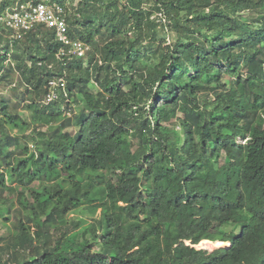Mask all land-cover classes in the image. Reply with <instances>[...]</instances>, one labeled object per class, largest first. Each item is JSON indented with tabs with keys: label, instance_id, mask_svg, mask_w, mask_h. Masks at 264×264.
<instances>
[{
	"label": "trees",
	"instance_id": "trees-1",
	"mask_svg": "<svg viewBox=\"0 0 264 264\" xmlns=\"http://www.w3.org/2000/svg\"><path fill=\"white\" fill-rule=\"evenodd\" d=\"M16 2L0 0V15ZM69 8V36L91 46L84 59L58 61L41 27L0 36V87H23L33 111L27 122L0 97V217L7 192L23 216L2 264H264V0ZM60 77L66 97L43 104ZM79 208L94 217L90 239L52 245L54 225Z\"/></svg>",
	"mask_w": 264,
	"mask_h": 264
},
{
	"label": "rangeland",
	"instance_id": "rangeland-1",
	"mask_svg": "<svg viewBox=\"0 0 264 264\" xmlns=\"http://www.w3.org/2000/svg\"><path fill=\"white\" fill-rule=\"evenodd\" d=\"M72 25H70V28ZM0 27V36L3 38H8V35H6L5 32L1 30ZM5 33V34H4ZM95 43H99V38H96ZM10 40V39H9ZM171 40V38H170ZM11 41V40H10ZM12 42V41H11ZM2 42H0V50L2 49ZM2 52V51H1ZM15 52V50H12V53ZM8 61L12 64V66H15L16 61L12 57V54L9 55ZM85 62V61H84ZM16 75L14 76L15 80ZM227 77H224V82H227ZM18 81V80H17ZM17 81H15L17 83ZM13 84V83H12ZM2 85L0 87V97L4 98L9 106L10 111H16L24 117V119L29 122L32 119L33 111H31L27 105L31 103L29 96L26 95L24 88L20 87L18 84H16V87L13 85ZM94 84H89V87H91L93 90L95 89ZM96 90V89H95ZM76 109L80 108V106H75ZM63 117H69V111L66 106H63L61 110ZM61 121V120H60ZM56 124H52L53 127L59 128V122ZM38 130H41V132H45L47 126L46 125H38ZM8 128V127H7ZM31 126L30 128L24 130V134L28 135L31 132ZM10 134L13 136H17V130L9 128L8 129ZM37 130V131H38ZM78 130V127L71 126L66 129V132H68L70 135H73L74 132ZM28 149L32 151L31 145H28ZM135 147L133 146V150ZM44 184H39L37 181L33 182L29 187H26L24 190V193L29 201H32L30 190L34 191L35 193H39L42 191ZM5 198H7L8 201V208L10 209L8 214H4L3 217H0V264L7 262L9 260V255L14 251L11 248V245L16 242V233H18L17 228V222L20 219H23V216L20 213H17L20 208H17V203L15 202V197L11 193H5ZM98 214V212H97ZM98 216V215H94ZM93 216L88 214L86 211H82L81 208L77 209L76 211H72L67 214L66 216V222L63 223H56L53 228L57 227V229L51 230V240L52 245L59 244L60 248L63 250H73L74 248H77L81 246V244L85 243L84 241L86 239H90V233L87 231V228L89 225H91V222H93ZM96 218V217H95ZM79 224L78 226H75V224ZM61 236V234H63ZM213 243H220V242H213ZM35 246L41 245L40 241H36L34 243ZM96 250L98 249L99 245L98 242L95 243ZM218 248H223L222 246L213 247L211 249H206L208 252H213L214 250ZM23 256V257H22ZM29 257V253L27 251H24L23 254H19V258L24 259Z\"/></svg>",
	"mask_w": 264,
	"mask_h": 264
},
{
	"label": "built area",
	"instance_id": "built-area-1",
	"mask_svg": "<svg viewBox=\"0 0 264 264\" xmlns=\"http://www.w3.org/2000/svg\"><path fill=\"white\" fill-rule=\"evenodd\" d=\"M72 0H63L62 4L50 0H17L14 7L6 9L0 15V25L10 32L11 41H22L29 33L38 27L53 34L58 44L55 58L60 62L72 59H84L91 50L88 43L73 40L69 36L70 24L67 16ZM77 3L79 0H73ZM66 97L65 79H50L45 87L43 104L59 102Z\"/></svg>",
	"mask_w": 264,
	"mask_h": 264
},
{
	"label": "water",
	"instance_id": "water-1",
	"mask_svg": "<svg viewBox=\"0 0 264 264\" xmlns=\"http://www.w3.org/2000/svg\"><path fill=\"white\" fill-rule=\"evenodd\" d=\"M204 242H208V241H202L201 244H204ZM201 244H198V245L196 246V248L199 246V248H197V249H207L206 247H204V246L201 245ZM218 249H219V248H218Z\"/></svg>",
	"mask_w": 264,
	"mask_h": 264
},
{
	"label": "clouds",
	"instance_id": "clouds-1",
	"mask_svg": "<svg viewBox=\"0 0 264 264\" xmlns=\"http://www.w3.org/2000/svg\"><path fill=\"white\" fill-rule=\"evenodd\" d=\"M208 242H210V241H208ZM211 243H213V242H211ZM220 243H223V242H220ZM229 244V243H228Z\"/></svg>",
	"mask_w": 264,
	"mask_h": 264
}]
</instances>
